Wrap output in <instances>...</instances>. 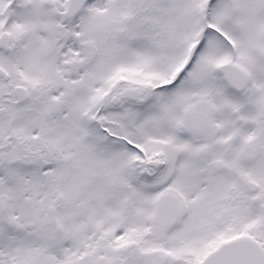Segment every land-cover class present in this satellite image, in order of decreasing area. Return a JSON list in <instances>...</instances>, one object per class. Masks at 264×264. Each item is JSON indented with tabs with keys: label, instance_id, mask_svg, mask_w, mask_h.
<instances>
[{
	"label": "snow or ice",
	"instance_id": "1",
	"mask_svg": "<svg viewBox=\"0 0 264 264\" xmlns=\"http://www.w3.org/2000/svg\"><path fill=\"white\" fill-rule=\"evenodd\" d=\"M0 264H264V0H0Z\"/></svg>",
	"mask_w": 264,
	"mask_h": 264
}]
</instances>
